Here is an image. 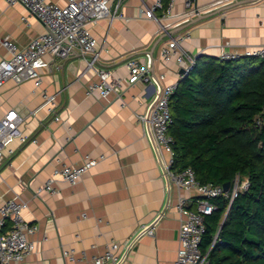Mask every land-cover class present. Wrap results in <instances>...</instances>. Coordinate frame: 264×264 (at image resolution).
Segmentation results:
<instances>
[{"label":"crops","instance_id":"0c3cea01","mask_svg":"<svg viewBox=\"0 0 264 264\" xmlns=\"http://www.w3.org/2000/svg\"><path fill=\"white\" fill-rule=\"evenodd\" d=\"M187 1L200 12L174 21L168 35L141 14L154 0H125L123 18L102 20L91 28L99 53L95 68L111 70L110 80L119 83L107 100L86 94L98 78L78 50L68 58L46 55L40 86L33 80L20 85L8 81L0 88V120L15 110L25 119L23 130L31 139L23 146L10 143L16 152L11 157L5 152L0 168V207L14 198L24 200L28 209L23 218L38 227L32 238L35 250L22 264H84L83 252L87 259L102 255L111 242L123 245L153 224L155 236L139 238L128 264H174L180 229L177 199L187 193L169 182L151 133L137 118L148 112L164 86L181 79L184 67L175 60L163 62L161 49L180 35L187 37L182 49L195 59H219L223 53L244 57L264 48V0H236L213 8L214 0H177L173 13L185 12ZM45 32L22 5L0 0V39L24 49ZM10 57L0 46V61ZM132 57L148 65L151 85H128L125 63ZM160 75L163 81H157ZM47 98H53L51 110ZM87 156L104 159L78 185L71 187L56 174L62 165H82ZM50 178L58 192L37 195ZM70 250L75 262L64 257Z\"/></svg>","mask_w":264,"mask_h":264},{"label":"built area","instance_id":"2783aa9c","mask_svg":"<svg viewBox=\"0 0 264 264\" xmlns=\"http://www.w3.org/2000/svg\"><path fill=\"white\" fill-rule=\"evenodd\" d=\"M125 0H6L9 6L22 5L32 16L36 17L45 27L46 32L35 38L26 48L19 49L8 38L0 39V46L6 49L11 57L0 61V88L8 81L20 85L33 80L37 86L41 84L40 71L45 67L46 55L57 58H68L73 51L78 50L89 69H93L97 81L87 87L88 96L98 93L101 99L107 100L119 87V83L110 80L112 71L104 68H95L99 60L96 50L97 41L91 34V28L102 20L113 21L123 18L121 7ZM177 0H154L151 7L141 11L148 20L159 24L160 32L168 35L174 21L190 18L197 15L200 10L192 7L190 1L185 4L186 10L174 14L173 8ZM236 0H214L210 8L223 3ZM61 3H64L63 5ZM158 13H161L158 15ZM186 36H174L164 44L160 55L165 63L175 60L183 66L184 74H188L196 63V59L182 49ZM246 56L264 58V48L248 52ZM240 56L223 53L219 59L235 60ZM128 70V85L130 87L143 83L152 84L148 65L132 57L125 63ZM160 75L157 81H163ZM177 84L167 85L161 93L148 105V112L138 115L137 118L143 127L151 133L154 147L159 160L165 170L169 182L175 185L179 193L176 209L180 214V229L178 235L179 249L174 264H206L207 255L201 253V242L205 232V217L212 215L216 207L212 201L225 198L233 201L239 193L249 187L245 177L237 175L230 184L228 191L224 187L214 184H202L196 177L192 168L183 171L173 169L174 165V139L169 133L173 123L169 101L176 91ZM53 107V98H47L46 104ZM60 122V117L55 118ZM25 119L15 110L8 111L0 120V168L6 159L5 152L11 157L16 150L9 148L10 143L16 141L20 146L27 144L31 139L24 133ZM259 124L260 121L258 120ZM104 157L94 158L87 156L80 166L62 165L56 172L62 181L71 187L79 184L84 173L96 166ZM55 179L50 178L43 187L36 192L55 194L58 189ZM28 203L22 199H11L0 207V264H22L35 250L32 240L38 227L28 223L23 218ZM85 218V216H84ZM157 226L153 224L143 228L135 236L128 239L125 244L111 242L104 254L92 256L87 259L82 253L84 264H128L135 252L138 240L142 236L154 237ZM64 257L75 262L74 251H64Z\"/></svg>","mask_w":264,"mask_h":264},{"label":"trees","instance_id":"16d2710c","mask_svg":"<svg viewBox=\"0 0 264 264\" xmlns=\"http://www.w3.org/2000/svg\"><path fill=\"white\" fill-rule=\"evenodd\" d=\"M169 107L174 170L192 168L202 184L249 181L233 201H212L200 246L206 264H264V58H198Z\"/></svg>","mask_w":264,"mask_h":264},{"label":"water","instance_id":"95a60500","mask_svg":"<svg viewBox=\"0 0 264 264\" xmlns=\"http://www.w3.org/2000/svg\"><path fill=\"white\" fill-rule=\"evenodd\" d=\"M196 60H197V58H196ZM184 73H185L184 70H182L181 74H184ZM223 187H224V189H225L226 191H228L229 188H230V183H227V184L223 185Z\"/></svg>","mask_w":264,"mask_h":264}]
</instances>
